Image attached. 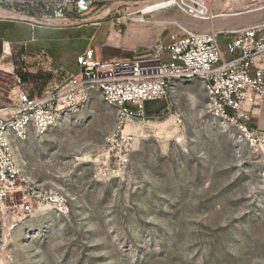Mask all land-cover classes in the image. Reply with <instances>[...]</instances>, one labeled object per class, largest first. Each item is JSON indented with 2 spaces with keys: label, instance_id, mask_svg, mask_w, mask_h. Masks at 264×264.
I'll return each mask as SVG.
<instances>
[{
  "label": "rangeland",
  "instance_id": "374dc122",
  "mask_svg": "<svg viewBox=\"0 0 264 264\" xmlns=\"http://www.w3.org/2000/svg\"><path fill=\"white\" fill-rule=\"evenodd\" d=\"M160 3L95 0L83 17L106 12L97 21L110 34L119 31L112 44L132 53L168 42L177 28L153 20L183 17L176 6L143 15V22L131 19ZM262 6L264 0H252L244 7ZM263 16L264 10L253 22ZM91 31L36 29L46 39L36 46L53 55L63 49L66 69L77 71V53ZM27 34L19 21L0 20L3 39ZM219 43L229 58L226 39ZM41 75L45 85L51 76ZM206 105L198 79L177 82L167 97L147 101L142 115L126 119L92 93L56 127L14 142L27 175L53 188L59 203L4 219L0 264H264V133L215 117ZM126 133L133 137L128 162L118 165Z\"/></svg>",
  "mask_w": 264,
  "mask_h": 264
},
{
  "label": "built area",
  "instance_id": "2783aa9c",
  "mask_svg": "<svg viewBox=\"0 0 264 264\" xmlns=\"http://www.w3.org/2000/svg\"><path fill=\"white\" fill-rule=\"evenodd\" d=\"M188 16L210 20L219 0H172ZM95 0H0L5 10L21 15L63 19L87 15ZM172 6V7H173ZM170 40L158 41L127 57H102L94 48L77 56L78 70L60 84L31 94L26 54L19 65L4 71L11 81L0 105V217H29L43 205L59 203L53 188H42L14 158V142L32 133L43 134L78 110L92 93L115 107L123 119L142 115L147 101L167 97L177 82L198 79L207 109L215 117L241 121L247 130L250 107L264 97V22L231 30L200 31L176 25ZM226 39V58L219 37ZM4 62L11 51L2 47ZM166 54V57H165ZM137 108L132 110L130 105ZM253 133V132H252ZM249 134V133H248ZM118 165H126L133 137L122 134ZM62 205V204H60Z\"/></svg>",
  "mask_w": 264,
  "mask_h": 264
},
{
  "label": "crops",
  "instance_id": "0c3cea01",
  "mask_svg": "<svg viewBox=\"0 0 264 264\" xmlns=\"http://www.w3.org/2000/svg\"><path fill=\"white\" fill-rule=\"evenodd\" d=\"M132 20L140 21L136 19H132ZM143 21L146 20L144 19L140 22ZM148 21L153 22V20H148ZM19 22L24 28L29 29V34H27L22 38H15V39H3L0 36V83L1 82L6 83L7 85L11 83V81L8 78V75L4 73V71L10 72L15 70L18 65L13 64L11 59L15 60L16 57H18L20 54L25 53L26 66L29 70V77L31 82L30 87H28V90L31 94L41 93L43 90L56 86L62 83L70 73L76 72V71H68L66 69L67 59H65L62 56L64 55L63 49H60V51L58 50L59 52L55 51L53 55L51 53L47 54L48 53L47 50H45L43 47L36 46L38 42L42 40H46L41 36L35 35L36 29L50 28L56 30H69V29L82 30L84 28H90L92 29V31L89 34H86L85 36L87 43L84 49L82 50V52L87 48H94L96 50V54L98 55L99 48H104L105 50L102 51L100 55L105 58L114 57V56L127 57L133 55V52L128 53V50H130V48L125 47L124 45L116 46L112 44L115 43V40H117L121 34L117 30L113 31L110 34V27L109 28L105 27L101 22L86 23V24L69 26V27H49V26L35 25L28 22H21V21ZM102 26L106 28V32L104 33V36L101 39H99L98 42L95 43L97 39V30ZM64 40L67 43V42H71L72 39L67 36L66 38H64ZM30 44L35 45V47L32 48L31 52L28 51V47ZM3 45L5 46L8 45L9 50L11 51L12 54L11 57H8V62H4L3 57L5 56H3L2 54ZM82 52L77 53V56ZM5 65H7V67ZM44 72H49V75L51 76L48 78L49 80L45 83V85H43V78L41 75ZM1 77L7 79L6 82H4V80L2 81ZM7 92H8V88H5L0 84V105H2L6 100V98L5 100L2 99V95H5L6 97ZM248 123L252 130L256 132L264 133V97L260 104L250 107V119ZM0 230H1V217H0Z\"/></svg>",
  "mask_w": 264,
  "mask_h": 264
},
{
  "label": "bare ground",
  "instance_id": "6f19581e",
  "mask_svg": "<svg viewBox=\"0 0 264 264\" xmlns=\"http://www.w3.org/2000/svg\"><path fill=\"white\" fill-rule=\"evenodd\" d=\"M255 1V0H254ZM225 2H230L226 4ZM252 2V0H219L216 4V13L214 14L213 18L210 20H198L188 16L186 13H182L183 17H178L177 15H170L168 17H157L153 18L156 22H163L166 24H174V25H181L182 27H191L194 29H198L200 31H206L211 29H224V30H231V29H238L242 27H247L253 22L256 18L260 17L263 13L264 6L262 7H255L249 8L244 7L245 4ZM173 1L172 0H165L162 3L153 5V6H146L140 10V15L131 17V19H136L142 21L144 19L143 15L149 14L153 11L159 9H165L168 7H172ZM230 5V6H229ZM233 7H241L240 10L228 11ZM7 15L10 14L5 10H0V15ZM99 14V13H98ZM107 13L104 12L101 15H96L94 18H104ZM264 17V16H263ZM130 19V20H131ZM264 19V18H263ZM259 20V19H258ZM264 22V21H260ZM257 23V22H256ZM6 49L8 51L9 47L6 45ZM14 151V150H13ZM14 158L20 162L14 152Z\"/></svg>",
  "mask_w": 264,
  "mask_h": 264
},
{
  "label": "water",
  "instance_id": "95a60500",
  "mask_svg": "<svg viewBox=\"0 0 264 264\" xmlns=\"http://www.w3.org/2000/svg\"><path fill=\"white\" fill-rule=\"evenodd\" d=\"M159 2L165 0H157ZM0 10H5L3 7L0 6ZM10 14L7 15H0V20H12V21H21V22H28L35 25L41 26H49V27H69V26H76L86 23H95L98 22L97 20L100 18H94L95 16L90 17H67L63 19H54V18H44L34 15H21L18 13H13L11 11L5 10Z\"/></svg>",
  "mask_w": 264,
  "mask_h": 264
}]
</instances>
